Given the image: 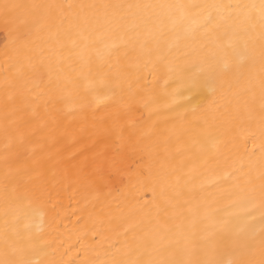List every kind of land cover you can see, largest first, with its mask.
Segmentation results:
<instances>
[{
  "label": "snow or ice",
  "instance_id": "obj_1",
  "mask_svg": "<svg viewBox=\"0 0 264 264\" xmlns=\"http://www.w3.org/2000/svg\"><path fill=\"white\" fill-rule=\"evenodd\" d=\"M0 27V264H264V0H0Z\"/></svg>",
  "mask_w": 264,
  "mask_h": 264
},
{
  "label": "bare ground",
  "instance_id": "obj_2",
  "mask_svg": "<svg viewBox=\"0 0 264 264\" xmlns=\"http://www.w3.org/2000/svg\"><path fill=\"white\" fill-rule=\"evenodd\" d=\"M19 2L31 3V2H36V0H19ZM192 2H195V0H192ZM3 39H4L3 31H2V27H0V48H2ZM147 115H148V113H145V116H147ZM251 134L252 133L247 129L241 130V133H240L241 140L247 139L248 136H250ZM248 148L252 151L258 152L259 151V139H257L255 141V145L252 142H249ZM150 195L151 194L148 193L145 196V199H149ZM65 203L67 205V201ZM75 210H76V206L74 203L71 207H66V209H65L66 218L63 220V225H61L62 228H64V226H67L66 227V233L71 234V239H70L69 243L71 245H76V247L72 248V251L69 254L71 257H76L78 255V253H77V247H78L77 236L82 234L81 230L83 228V225L78 224L77 217L74 215H71V213ZM89 239H91V234H89Z\"/></svg>",
  "mask_w": 264,
  "mask_h": 264
}]
</instances>
